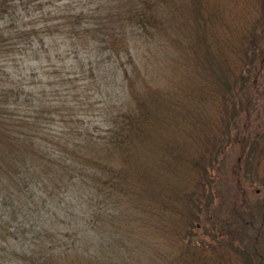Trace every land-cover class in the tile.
Returning a JSON list of instances; mask_svg holds the SVG:
<instances>
[{
  "label": "trees",
  "instance_id": "trees-1",
  "mask_svg": "<svg viewBox=\"0 0 264 264\" xmlns=\"http://www.w3.org/2000/svg\"><path fill=\"white\" fill-rule=\"evenodd\" d=\"M204 1L0 0V264H100L115 247L97 234L115 237L127 202L181 255L226 258L204 203L228 150L264 153V118L244 127L259 76L264 110V0L221 32ZM168 64L186 78L158 81ZM195 78L214 96L206 113L183 91ZM166 124L175 134L161 141L154 126ZM48 202L83 203L71 236L45 226L61 223ZM205 215L208 238H193ZM80 238L97 244L90 257Z\"/></svg>",
  "mask_w": 264,
  "mask_h": 264
},
{
  "label": "rangeland",
  "instance_id": "rangeland-1",
  "mask_svg": "<svg viewBox=\"0 0 264 264\" xmlns=\"http://www.w3.org/2000/svg\"><path fill=\"white\" fill-rule=\"evenodd\" d=\"M249 2L250 0L204 1L209 11L213 10L210 12H214V28L218 32L224 31L225 26L232 27L237 24L240 20V16L242 21V14L246 16L251 15L253 11L250 10ZM263 44L261 46L262 50H264ZM164 68L165 70L156 77L162 84L164 83L168 85L169 82L175 80L179 83L180 79L184 80V78H186L185 73L176 68H171V64H168L166 67L164 66ZM258 80L260 82H256L252 87V90H254V97L252 96V99L255 106L249 112L247 120H245L244 127L245 132L247 133L254 131L256 127L255 119L259 117L264 118V110L261 106V89L258 87L259 83L263 81V77L259 76ZM184 84L186 86L183 88V91L189 92V94L192 95L194 91L193 89H196L195 96L200 98L199 100L196 99L197 102H195L196 104L194 107L199 106L204 109L205 113L206 111L208 112L210 104L214 101V96L213 94H210L209 89L207 91L205 89L206 86L204 84L202 86L200 81L196 78L192 83L188 81L187 83L184 82ZM211 98H213L212 103ZM188 105L190 107L191 103H188ZM213 121L209 122L211 128ZM154 129L156 133H158V131L161 133V141H164V139L168 141L169 138H171V135L175 134L172 130V124L171 127L166 124L164 128L154 126ZM147 149L148 152L158 153V148L155 145L149 146ZM251 150L252 148L248 149L249 152L244 154L243 159L238 158L237 151L228 150L229 154L219 163V167H217L218 169H214L216 172L214 174L212 172L214 178H216V182L213 184L212 190L210 191L211 198L205 201L204 208L207 207L211 210L210 218L212 220H219L222 222V230L225 234L223 237V239H225L223 240L225 241L223 246L225 247L226 258H219L221 262L220 264H264V153L261 155L260 163H258V158L251 154ZM235 164H237V166ZM154 169L156 168L154 167ZM238 170H240L239 173ZM206 202H209L208 205ZM48 204L52 205V208L57 212L61 223L55 226L52 225L55 222L51 223V226L47 223L45 226H49L50 232L59 233V236H71L73 234L72 232H75V230H70L71 228L67 222L72 221V219L83 222L82 217H80L82 213L79 208L83 206V203L48 202ZM118 210L119 216H117V219L120 225H118L119 229L117 230L115 237L100 236L101 232L105 230L103 228L102 231L99 232L100 235L97 234V236L101 237L103 242L111 243L112 241V244L115 247L110 250L112 252L110 255L108 253L110 251H106L105 247L99 245L100 248H104V250L101 249L100 251H97V258L100 264H210V262L203 260V257H200L197 254L192 256L191 254L181 255V252L184 249H181L180 245H175L176 242L173 240L174 244L170 237L163 243L162 241L164 240V237H160L163 236V233L161 229L154 230V220H151L150 224L148 221L143 224L141 219L138 218V213L129 207L128 202L127 204L125 203V205L118 207ZM207 216L208 215H205L201 219L197 218L195 221L200 223V227L198 231L194 232V235L192 236L193 238L197 235L200 239L208 238L207 231L209 230V225L207 222ZM199 223L194 224L198 225ZM92 233L95 234L87 228L82 235L87 237L94 236ZM81 238L79 239L80 241H77L74 244V249L77 248L81 251L84 247H89L86 256L90 257L93 255V251H95L92 250L93 247L97 244H91V242L87 241L85 238L84 241ZM113 239L116 240L115 244L113 243ZM138 239H142V243L145 242L146 247L151 242L155 241V243H158L166 249V257L164 258V261L161 263L154 262L152 257L155 250L143 248ZM65 240L67 241V237ZM231 242H234L235 246ZM124 244H126L130 250L132 249V251L128 252V249L125 248ZM162 247L161 250L163 249ZM236 248H239V250L237 251ZM242 249H245L247 252L245 255L243 252H240ZM84 251L85 250L81 253H84ZM202 255L204 256V254ZM210 255L211 254L208 253V255L205 254L204 257L210 258ZM211 262L216 264V261H213V259Z\"/></svg>",
  "mask_w": 264,
  "mask_h": 264
}]
</instances>
